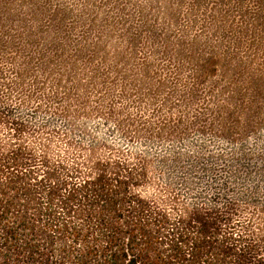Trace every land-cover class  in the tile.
Segmentation results:
<instances>
[{
  "label": "rangeland",
  "instance_id": "374dc122",
  "mask_svg": "<svg viewBox=\"0 0 264 264\" xmlns=\"http://www.w3.org/2000/svg\"><path fill=\"white\" fill-rule=\"evenodd\" d=\"M257 1L0 0V143L51 163L118 161L172 216L227 205L264 230V88L242 110L221 89L237 72L214 73L205 104L180 101L186 52L215 48L245 20L259 27ZM137 85L143 99L129 100ZM198 112L204 130L187 122ZM9 121L21 124L17 139Z\"/></svg>",
  "mask_w": 264,
  "mask_h": 264
},
{
  "label": "trees",
  "instance_id": "16d2710c",
  "mask_svg": "<svg viewBox=\"0 0 264 264\" xmlns=\"http://www.w3.org/2000/svg\"><path fill=\"white\" fill-rule=\"evenodd\" d=\"M245 25L220 36L215 48L186 52L192 74L180 101L205 104L202 83L214 73L237 72L221 89L239 96L242 110L261 96L264 23ZM133 89L129 100L141 101L143 88ZM191 118L190 126L206 128L204 114ZM9 124L17 139L21 124ZM128 169L110 160L51 163L46 152L34 156L27 145L0 143V264H264V230L252 217L236 219V208L227 205L172 216L140 194V178Z\"/></svg>",
  "mask_w": 264,
  "mask_h": 264
}]
</instances>
